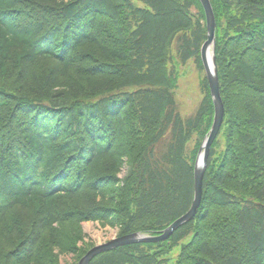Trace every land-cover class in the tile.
<instances>
[{"label": "trees", "instance_id": "obj_1", "mask_svg": "<svg viewBox=\"0 0 264 264\" xmlns=\"http://www.w3.org/2000/svg\"><path fill=\"white\" fill-rule=\"evenodd\" d=\"M210 1L226 115L198 214L91 264H264V0ZM206 35L199 0H0V264H78L84 222L156 235L186 214L215 116Z\"/></svg>", "mask_w": 264, "mask_h": 264}, {"label": "water", "instance_id": "obj_2", "mask_svg": "<svg viewBox=\"0 0 264 264\" xmlns=\"http://www.w3.org/2000/svg\"><path fill=\"white\" fill-rule=\"evenodd\" d=\"M203 4L204 12L206 14V25H207V40L203 43V48L201 52V58L203 61V66L206 69L207 80H209V87L212 94V101L214 102V120L213 126L207 134L200 145V150L197 155V161L195 164L194 172V198L191 207L188 209L186 214L180 216L173 223L170 224L163 232L156 235H150L143 233L141 231H135L133 233L124 234L120 237H114L112 240L107 242L94 245L88 252L80 258L79 264H91V260L101 254V252L112 250V248L122 247L123 245H131L134 243H145V242H160L166 241L170 238L174 232L180 227L186 225L189 221L194 219L198 214L199 207L202 203L203 198V185L204 177L207 172L208 162L210 159V153L212 149V144L218 137V133L223 125V120L225 118V102L222 98V90L220 89V79H219V68L217 64L216 57V41H217V21L216 14L214 13L213 4L210 0H199ZM212 53L211 58H209V53Z\"/></svg>", "mask_w": 264, "mask_h": 264}, {"label": "rangeland", "instance_id": "obj_3", "mask_svg": "<svg viewBox=\"0 0 264 264\" xmlns=\"http://www.w3.org/2000/svg\"><path fill=\"white\" fill-rule=\"evenodd\" d=\"M187 67V69L182 71L177 91L181 110L185 115L191 114L203 97V92L201 91V73L197 69L196 63L192 61ZM82 227L85 232V243L80 242V246H85L87 243L98 245L112 240L118 234V228L103 226L101 223L95 221L84 222ZM76 261L77 255L74 252L62 254L60 257V263L62 264H74Z\"/></svg>", "mask_w": 264, "mask_h": 264}, {"label": "bare ground", "instance_id": "obj_4", "mask_svg": "<svg viewBox=\"0 0 264 264\" xmlns=\"http://www.w3.org/2000/svg\"><path fill=\"white\" fill-rule=\"evenodd\" d=\"M211 55H212V53L210 52V53H209V58H210V59H212V58H211Z\"/></svg>", "mask_w": 264, "mask_h": 264}]
</instances>
